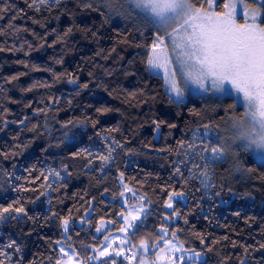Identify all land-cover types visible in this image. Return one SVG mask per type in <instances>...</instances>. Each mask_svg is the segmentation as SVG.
Wrapping results in <instances>:
<instances>
[{"label":"trees","instance_id":"1","mask_svg":"<svg viewBox=\"0 0 264 264\" xmlns=\"http://www.w3.org/2000/svg\"><path fill=\"white\" fill-rule=\"evenodd\" d=\"M65 3L67 11L63 14L59 9L37 13L27 7L25 0H7L13 10L0 19V30L4 33L0 34V47L5 49L0 52V86L3 88L0 92V129H3L0 131V152L9 154L8 159L0 156V207L19 200L30 216L38 217L35 220L25 218L19 225L15 221L0 225V250L12 253L13 250L5 246L16 240L23 247L24 264H55L59 254L57 240L63 238L66 244H72L81 252V241L98 246L104 235L119 229V223H114L108 224L104 234L95 232L101 220H119L123 206L119 197L122 190L119 176L123 173L124 182L137 195L152 201L148 205L152 209L151 215L144 220L137 240L140 236L155 240V233L163 224L169 228V238L176 230L185 247L204 252L207 264H240L241 258L245 257L240 245L251 246L247 264H264V249L259 248L264 244V163L243 151L239 152V165L229 157L215 169L213 191H220L221 195L213 199H209L203 189L196 191L200 187L198 182L185 185L178 175L173 176L174 162L184 158L180 154L184 151L180 142H189L192 131L200 123L211 120L223 126L225 117L231 112L232 100L188 95L179 105L170 103L162 76H150L145 71L143 44L133 29L127 26L118 29L98 12L81 10L75 0H65ZM15 9H23L24 14L19 15ZM13 15L18 18L11 24L28 31L17 33L10 29ZM33 19L38 23H33ZM70 26L73 32L65 42L48 47ZM24 41L32 48L29 49ZM17 48L21 50L16 51ZM61 57L63 63H56ZM17 61H26L29 67L25 68ZM34 64L58 74L71 72L78 77L79 84L87 83L88 88L77 89L68 84L66 75L56 82L52 72L32 70ZM20 73L25 75L12 84L6 82L7 78ZM34 82H47L53 86L22 91ZM77 90L79 95L75 94ZM29 102L31 107H26ZM101 107L111 111L100 114L96 110ZM190 109L199 111L205 119L201 121L190 113ZM38 110L43 111L38 113ZM25 116L28 117L25 125L16 123ZM68 120L85 123L72 129L74 139L56 147L63 138L60 125ZM154 120L165 123L154 130ZM169 124L176 127L170 128ZM33 125L38 126V131L30 130ZM17 135L19 138L14 139ZM103 137L120 141L126 146L125 150L131 152L125 155L118 149L117 163L97 184L95 177L101 174L90 173L85 168L86 159L73 158L72 153L80 149L93 152L102 149ZM17 144L27 147L17 148ZM13 152L16 154L11 155ZM65 164L72 173L66 186L48 189L46 196H40V192L45 191L40 185L45 181L41 178L33 184L32 180L42 171L47 175L49 169L60 170ZM181 167L186 177L187 170ZM3 172L12 175L4 176ZM33 188L36 190L32 191ZM105 188L109 189L106 193ZM172 191L184 192L183 198L174 201L179 217L164 220V216L172 211L164 207V201ZM38 196L39 200L36 199ZM128 199L132 200V196ZM52 212L71 218L69 233L61 234L59 216L52 217ZM237 212L240 214L236 215ZM81 218L90 224H81ZM29 231L31 234L26 235ZM201 239L204 245H201ZM233 241L237 243L236 247L232 246ZM209 247L210 252L206 251Z\"/></svg>","mask_w":264,"mask_h":264},{"label":"snow or ice","instance_id":"2","mask_svg":"<svg viewBox=\"0 0 264 264\" xmlns=\"http://www.w3.org/2000/svg\"><path fill=\"white\" fill-rule=\"evenodd\" d=\"M75 2L81 10L98 12L105 19L113 12H119L127 17L135 18L143 27L153 30L151 45L146 59L143 61L145 71L150 76L157 77L163 73V83L170 103L177 105L183 103L185 96L193 89L199 90L201 93L219 94L221 97L232 98V103L229 105L232 115L224 120L223 126L211 120L208 123H200L192 131L189 142H180V147L184 149L180 154L184 158L174 162L173 176L178 175L185 185L191 181L198 182L200 187L196 191L203 189L208 198L213 199V197L221 195L220 191H213L216 187L213 176L218 165L227 162L229 157H232L239 165L240 151L258 155L264 160V0H75ZM25 3L29 9L37 13L42 10L51 12L54 9H59L62 14L67 11L65 0H25ZM241 4H243L242 23L238 20L241 14ZM10 10L13 9L7 5V0H0V19H3ZM15 11L21 16L24 14L23 9H15ZM17 18L18 15L11 17L10 29L17 33L28 31L26 28H15L11 24V21ZM56 18L59 19V17ZM33 23H38V21L33 19ZM72 32L73 27L70 26L62 36L57 35V39L48 47L65 42ZM0 34H4L3 30H0ZM92 36L95 37L96 33L93 32ZM24 43L28 45L29 49L32 48V45L27 41ZM4 50L3 47H0V52ZM20 50V48L16 49V51ZM25 55H28V52H25ZM17 63L24 64L25 68L29 67L26 61H17ZM56 63H63V57ZM32 70L52 72L51 69H42L35 64L32 65ZM22 75L25 73L9 77L6 82L12 84ZM65 75L68 84L75 85L77 89L88 88L87 83L79 84L78 77L71 72L66 74L52 72L53 80L56 82L64 78ZM52 86L53 84L47 82H34L22 91L31 92L36 87L51 88ZM2 91L3 88L0 86V92ZM75 94L79 95V90ZM12 102L16 103L17 101ZM25 106L31 107V102ZM238 106L242 107L243 111L237 114ZM42 111L38 110V113ZM96 111L104 114L111 109L101 107ZM190 113L199 117L201 121L205 119L204 115L195 109H190ZM221 119L223 120V118ZM27 120L28 117L25 116L16 123L25 125ZM7 123L5 121V124ZM84 123L85 121L79 120H68L62 123L60 128L63 130V138L56 144V147L70 138L74 139L75 134L72 133V129ZM95 123L96 121L93 120V127H95ZM163 123L165 121L154 120V130H158ZM168 126L176 127L175 124ZM2 130L0 129V131ZM30 130L38 131V126L33 125ZM18 138V135L14 137V139ZM102 142L103 148L97 149L95 152L89 149H80L72 153L73 158L84 157L86 159L85 168L90 173L99 172L101 174V176L95 177L97 184L106 178L112 166L117 163L118 149L124 151L125 155L131 152L130 149L125 150L126 146L115 139L109 141L108 137H103ZM16 147L22 149L27 145L17 144ZM15 154V152L11 153V155ZM0 156L8 159L9 154L0 152ZM181 166L187 170L186 177ZM2 174L9 177L12 175L8 172ZM123 175L120 173L119 176L122 186L119 197L123 201V206L118 214L119 220L106 222L101 220L95 227L97 234H104L108 231L106 224L119 223L118 231L123 235H104V240L98 246L85 244L81 241L83 252L70 243L61 246L55 264H123L124 261L127 264H207L204 252L185 247V242L179 240L176 230L172 231L169 238V228L163 224L155 233V240H150L146 236H140L137 240L139 229L143 226L144 220L151 215L152 209L148 205H151L152 201L148 200L146 196L137 195L124 182ZM71 176L72 173L69 171L68 165L65 164L60 170L49 169L47 175L42 171L32 180V183L35 184L42 178L45 183L40 187L45 188V191L40 192V196H46L48 189L58 190V187L66 186L67 179ZM16 178L20 179V177ZM62 181L63 184H61ZM31 190L35 191L36 189ZM108 191V188L104 189L105 193ZM228 191L232 190L228 189ZM127 193H131L132 200L128 199ZM103 194L101 193V195ZM183 197V191L168 193L164 207L172 211L164 216V220L179 217V210L174 207V201ZM113 198L115 199V194ZM36 199L39 200V196ZM35 202L32 201V203ZM89 204L91 206V202ZM235 214L239 215L240 213ZM57 216L60 219L61 234L69 233L71 218H65L57 212H52V217ZM25 218L35 220L38 217L30 216L19 200L7 207H0V225H5L10 221H15L19 225ZM45 219H51V217H45ZM80 223L90 224V221L81 218ZM30 234L31 231L26 233V235ZM68 239L70 240L71 237L69 236ZM56 243L59 245L60 241H56ZM200 243L204 245L205 242L201 239ZM214 243L216 242L214 241ZM232 246L236 247L237 243L233 241ZM5 247L13 251L8 253L0 250V257H2L0 264H24L21 244L16 240H11ZM240 247L244 249L245 253L240 264H247L251 246L240 245ZM259 248L264 249V244H260ZM153 250H156L154 251L155 259L149 260L148 254ZM206 251L210 252L212 249L209 247ZM48 259L51 260L52 257H48Z\"/></svg>","mask_w":264,"mask_h":264},{"label":"rangeland","instance_id":"3","mask_svg":"<svg viewBox=\"0 0 264 264\" xmlns=\"http://www.w3.org/2000/svg\"><path fill=\"white\" fill-rule=\"evenodd\" d=\"M240 8H241V14L238 17V20H239V22L242 23L243 22V4L240 5ZM107 22H109L112 26H114V27H116L118 29H121V28H123L125 26L130 27L131 29H133L136 32L137 37L140 40V42L143 44L142 55L146 59V56L148 54L149 47L151 45V41H152V38H153V30L151 28H145L141 24H139L135 18L127 17L125 15L120 14L119 12H113L107 18ZM141 32H143V35H141ZM160 75L163 76V73H161ZM188 95H198V96H203V97H211V98H215V99H224V98L228 97V96L221 97L219 94L213 95L212 93H201L199 90H195V89L190 90L188 92V94L185 96V99L188 97ZM229 98L232 100L231 97H229ZM236 111L240 113V112L243 111V108L238 106ZM230 115H232L231 112L225 117L224 120H227L228 116H230ZM252 155H253L254 159L257 162L264 163V160H262L258 155H254V154H252ZM129 187H131V186H129ZM126 195H127L128 198L130 196H132L131 193H127ZM120 201L123 204V201H122L121 198H120ZM107 226H108V224H106V227ZM106 235H121L122 236L123 234L119 233L118 229H116V230H113V231L109 232ZM103 240H104V238H103ZM57 241H60L59 245L56 243V247H57L58 251H59V248L61 246H66L67 245L63 238L60 239V240H57ZM154 251H156V250H153V251L149 252L148 257H147L149 260H154L155 259ZM177 255H179V254H177Z\"/></svg>","mask_w":264,"mask_h":264}]
</instances>
